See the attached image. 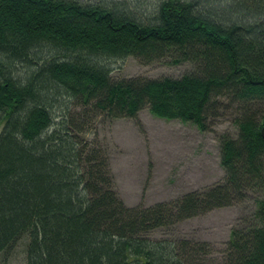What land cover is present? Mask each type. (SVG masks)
Segmentation results:
<instances>
[{
	"label": "trees",
	"instance_id": "trees-1",
	"mask_svg": "<svg viewBox=\"0 0 264 264\" xmlns=\"http://www.w3.org/2000/svg\"><path fill=\"white\" fill-rule=\"evenodd\" d=\"M185 67L117 78L118 62ZM156 117L219 138L223 180L128 206L96 123ZM237 207L222 250L175 235ZM27 264H264V0H0V257Z\"/></svg>",
	"mask_w": 264,
	"mask_h": 264
},
{
	"label": "rangeland",
	"instance_id": "rangeland-1",
	"mask_svg": "<svg viewBox=\"0 0 264 264\" xmlns=\"http://www.w3.org/2000/svg\"><path fill=\"white\" fill-rule=\"evenodd\" d=\"M188 70V66L178 68L156 62L143 65L128 58L115 65L114 76L179 77ZM234 131L224 117L210 131L203 132L189 123L156 117L145 108L135 119L98 121L84 137L108 150L115 188L125 203L150 207L221 182L225 172L219 138ZM240 215L237 207L216 209L181 222L175 235L206 241L219 251L225 247ZM28 243V237L22 238L0 257V264H27Z\"/></svg>",
	"mask_w": 264,
	"mask_h": 264
}]
</instances>
